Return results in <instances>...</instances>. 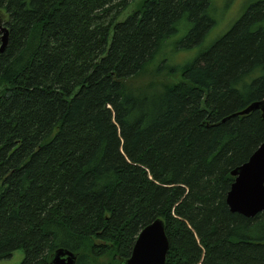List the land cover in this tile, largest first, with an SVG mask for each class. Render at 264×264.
Instances as JSON below:
<instances>
[{
    "label": "trees",
    "instance_id": "obj_1",
    "mask_svg": "<svg viewBox=\"0 0 264 264\" xmlns=\"http://www.w3.org/2000/svg\"><path fill=\"white\" fill-rule=\"evenodd\" d=\"M131 1L0 0V259L22 248L20 264H47L64 248L125 264L160 218L165 264H264V210L226 203L264 139L260 110L235 114L264 98V0L180 65L161 55L169 37L201 42L215 0L124 16Z\"/></svg>",
    "mask_w": 264,
    "mask_h": 264
},
{
    "label": "water",
    "instance_id": "obj_2",
    "mask_svg": "<svg viewBox=\"0 0 264 264\" xmlns=\"http://www.w3.org/2000/svg\"><path fill=\"white\" fill-rule=\"evenodd\" d=\"M2 31L0 51L7 44V29L0 25ZM253 110H260L264 119V98L253 101L237 115H244ZM231 174L234 176L227 194L226 203L231 212L246 217H253L264 210V139L247 161L236 166ZM168 240L164 231V222L160 218L144 226L135 240L131 255L125 264H165ZM76 255L64 248L56 249L47 264H75Z\"/></svg>",
    "mask_w": 264,
    "mask_h": 264
},
{
    "label": "rangeland",
    "instance_id": "obj_3",
    "mask_svg": "<svg viewBox=\"0 0 264 264\" xmlns=\"http://www.w3.org/2000/svg\"><path fill=\"white\" fill-rule=\"evenodd\" d=\"M141 1L142 0L131 1L123 15L125 16L130 11L136 9L140 5ZM250 1L251 0H215V23L211 26L205 38L199 43H191L187 41L185 42L186 44H184V42L180 41L186 35L187 30L185 27L179 28L177 32L169 37L168 43H166L165 48L162 50L161 55H163V59H165V64L180 65L193 60L199 52L207 49L217 37L223 34L234 23V21L240 17ZM179 42L181 44H178ZM149 78L150 77L148 76H140V80L147 81ZM163 80L176 82L180 80V78L166 77L163 78ZM23 257L24 250L19 248L14 250L10 257L1 258L0 264H20Z\"/></svg>",
    "mask_w": 264,
    "mask_h": 264
},
{
    "label": "bare ground",
    "instance_id": "obj_4",
    "mask_svg": "<svg viewBox=\"0 0 264 264\" xmlns=\"http://www.w3.org/2000/svg\"><path fill=\"white\" fill-rule=\"evenodd\" d=\"M8 36V35H7ZM162 220V219H161ZM164 231H165V229H164ZM167 237V236H166ZM168 240V239H167ZM135 243V242H134ZM134 246V245H133ZM168 247H169V245H168ZM133 249V248H132ZM168 251V250H167ZM129 258V257H128ZM127 259V258H126ZM125 263V262H124Z\"/></svg>",
    "mask_w": 264,
    "mask_h": 264
}]
</instances>
